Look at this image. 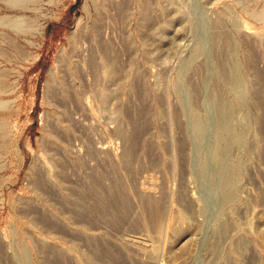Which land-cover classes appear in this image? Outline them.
Wrapping results in <instances>:
<instances>
[{
    "label": "rangeland",
    "instance_id": "rangeland-1",
    "mask_svg": "<svg viewBox=\"0 0 264 264\" xmlns=\"http://www.w3.org/2000/svg\"><path fill=\"white\" fill-rule=\"evenodd\" d=\"M0 264H264V0H0Z\"/></svg>",
    "mask_w": 264,
    "mask_h": 264
},
{
    "label": "trees",
    "instance_id": "trees-1",
    "mask_svg": "<svg viewBox=\"0 0 264 264\" xmlns=\"http://www.w3.org/2000/svg\"><path fill=\"white\" fill-rule=\"evenodd\" d=\"M79 4H80V1L77 2V5H79Z\"/></svg>",
    "mask_w": 264,
    "mask_h": 264
},
{
    "label": "bare ground",
    "instance_id": "bare-ground-1",
    "mask_svg": "<svg viewBox=\"0 0 264 264\" xmlns=\"http://www.w3.org/2000/svg\"><path fill=\"white\" fill-rule=\"evenodd\" d=\"M221 111H222V110H221ZM221 111H220V112H221ZM217 115H218V114H217ZM219 119H220V118H219ZM76 215H77V214H76ZM108 252H109V251H108ZM97 255H98V254H97Z\"/></svg>",
    "mask_w": 264,
    "mask_h": 264
}]
</instances>
